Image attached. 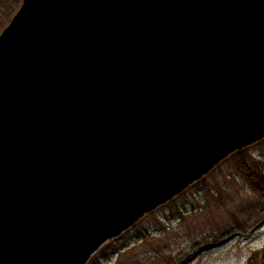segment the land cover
Listing matches in <instances>:
<instances>
[{
    "label": "water",
    "instance_id": "95a60500",
    "mask_svg": "<svg viewBox=\"0 0 264 264\" xmlns=\"http://www.w3.org/2000/svg\"><path fill=\"white\" fill-rule=\"evenodd\" d=\"M264 139V0H23L0 34V264H88Z\"/></svg>",
    "mask_w": 264,
    "mask_h": 264
},
{
    "label": "rangeland",
    "instance_id": "374dc122",
    "mask_svg": "<svg viewBox=\"0 0 264 264\" xmlns=\"http://www.w3.org/2000/svg\"><path fill=\"white\" fill-rule=\"evenodd\" d=\"M247 151L264 172V139ZM101 250L89 264H249L255 255L260 263L264 203L229 158Z\"/></svg>",
    "mask_w": 264,
    "mask_h": 264
},
{
    "label": "trees",
    "instance_id": "16d2710c",
    "mask_svg": "<svg viewBox=\"0 0 264 264\" xmlns=\"http://www.w3.org/2000/svg\"><path fill=\"white\" fill-rule=\"evenodd\" d=\"M21 3L22 0H0V33L10 23ZM249 158L248 151H243L232 156L230 160L234 162L237 171L244 176L251 189L264 203V172L257 163L252 164ZM256 257L257 255L253 256L249 264H253ZM256 264H264V261Z\"/></svg>",
    "mask_w": 264,
    "mask_h": 264
}]
</instances>
